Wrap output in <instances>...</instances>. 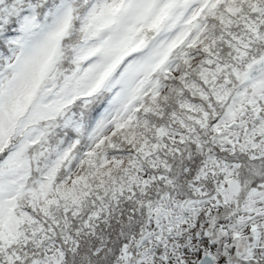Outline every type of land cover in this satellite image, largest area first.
<instances>
[{"label": "snow or ice", "instance_id": "1", "mask_svg": "<svg viewBox=\"0 0 264 264\" xmlns=\"http://www.w3.org/2000/svg\"><path fill=\"white\" fill-rule=\"evenodd\" d=\"M0 264H264V0H0Z\"/></svg>", "mask_w": 264, "mask_h": 264}]
</instances>
